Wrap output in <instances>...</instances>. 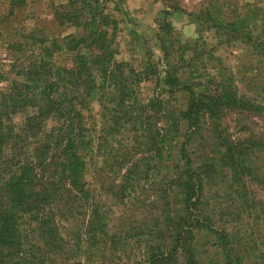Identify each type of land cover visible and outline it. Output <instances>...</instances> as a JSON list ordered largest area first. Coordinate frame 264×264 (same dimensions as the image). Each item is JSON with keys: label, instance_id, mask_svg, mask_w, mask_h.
<instances>
[{"label": "trees", "instance_id": "trees-1", "mask_svg": "<svg viewBox=\"0 0 264 264\" xmlns=\"http://www.w3.org/2000/svg\"><path fill=\"white\" fill-rule=\"evenodd\" d=\"M106 1L61 4L55 23L75 32L43 38L21 70L10 67L16 77L0 94V264H114L109 247L117 252L121 240L112 234V211L98 200L95 172L118 175L110 197L124 205L151 176L163 177L159 186L163 182L165 190L151 202L154 224L138 243V256L126 264H203L200 257L211 253L224 264L252 263L249 240L225 229V218L238 223L243 212L236 218L215 212L209 198L221 186L230 190L231 201L241 202V210L248 205L264 221V201L247 196L249 182L264 191L257 165L264 140L234 141L221 126L229 112L261 115L264 106L239 93L233 76L202 79L184 55L173 63L169 23L159 26V93L142 100L138 88L148 76L116 60L117 21L107 14ZM8 3L11 16L27 0ZM251 5L237 4L226 13L232 21L214 16L221 13L217 3L209 7L213 12L190 16L209 22L229 45H246L264 63V38L253 39L247 30L253 10L259 13ZM239 10L247 12L239 17ZM36 33L28 39L37 42ZM7 49L22 50L17 44ZM61 55L69 62H59ZM4 78L0 74V82ZM177 93L185 98L181 110L172 107ZM22 113L24 121L16 125L13 118ZM207 124L211 142H203ZM96 160L100 167L93 171Z\"/></svg>", "mask_w": 264, "mask_h": 264}, {"label": "rangeland", "instance_id": "rangeland-1", "mask_svg": "<svg viewBox=\"0 0 264 264\" xmlns=\"http://www.w3.org/2000/svg\"><path fill=\"white\" fill-rule=\"evenodd\" d=\"M68 0H27L24 7L18 8L13 15L8 16L9 0H0V15L3 18L0 24V74L4 79L0 82V94L5 92L16 75L10 73V67L17 64L22 68L28 61L32 52H38L40 41L43 38L62 39L73 34L75 31L72 26H58L53 17L54 10ZM221 7L220 15L214 13L217 19L232 21L233 17L227 15L238 4L239 8L245 4H252L258 7L259 13L253 10L248 21L247 30L251 37L264 38V0H107L106 12L109 16L117 21L116 30V47L118 62H124L139 74L148 76V80L141 83L138 88V94L141 99L147 101L153 95L159 93L157 76L161 75L164 68L162 67L163 54L161 51L159 26L169 23L172 27L170 36V48L172 51L173 63H177L179 58L184 55L188 61V66L195 70L198 77L208 79L209 76H216L217 79H226L233 76L234 87L239 93L257 100L260 105L264 106V63L258 56H255L251 49L246 45L231 43L229 45L225 39H219L215 31L211 28L209 22L197 20L190 14L198 15L204 12L211 5ZM251 5V6H252ZM249 7V10L252 7ZM168 12L169 15H165ZM246 10H239L238 16L246 13ZM227 13V14H226ZM263 30V31H261ZM36 33L37 42L31 41ZM17 44L22 50L8 51V46ZM59 62H69L68 57L61 55L57 57ZM149 65L155 67V70ZM18 70H21V69ZM224 70L221 71V70ZM17 70V71H18ZM220 70V71H219ZM156 72L153 74V72ZM182 72L189 75V71L184 68ZM172 107L181 110L185 104V98L176 94L172 99ZM95 110L97 106L95 105ZM24 121V114H19L13 118L16 125H21ZM222 130L225 136L234 141L264 140V110L261 115L246 113H227L221 121ZM211 127L207 124L202 132L203 142H211L210 136L205 132ZM184 133L185 128H180ZM197 139H195L196 141ZM195 141L192 142L195 144ZM111 145L116 141L111 140ZM123 146L126 142L119 141ZM196 145V144H195ZM120 146V145H119ZM257 165L261 167V174H264V158ZM98 165V160L92 166ZM100 167V166H99ZM92 171V172H93ZM97 183L94 184L98 200H103L106 208H109L110 218L112 219V234L121 240L118 251L117 248L109 247L108 259L114 264H126L138 256V243L147 240V233L154 224L153 213H157L151 205L153 198L159 197V190L163 193L164 184L159 186L163 177L151 176L148 181L143 183L140 188L137 187L136 194L129 197L126 204H118L119 199L110 197L112 184L118 177L116 173L105 172L99 175ZM117 176V177H116ZM102 179V182L100 181ZM154 186V184H157ZM247 196L255 197L258 201H264V191L261 185L254 182L248 183ZM230 190L220 186L217 190L210 192L211 204L216 209L215 212H223L227 216L236 218L237 212H243L236 219L238 223L231 222L225 218L229 224L225 227L229 233L238 234L242 239H248V246H252V263L264 264V221L257 220L254 209L241 210V202L230 198ZM109 196L108 202L105 200ZM217 214V213H216ZM226 216V217H227ZM229 217L233 221V218ZM218 226L220 224L218 223ZM221 227V226H220ZM139 231V234L137 235ZM201 244L204 243L202 240ZM255 243V245H254ZM257 246V247H256ZM260 250L263 252L262 258H257ZM210 251V250H209ZM140 252V250H139ZM217 253L203 255L200 257L203 264L216 260L218 264H224L222 258ZM108 264V263H107Z\"/></svg>", "mask_w": 264, "mask_h": 264}]
</instances>
